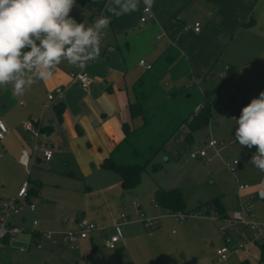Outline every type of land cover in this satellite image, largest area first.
Returning <instances> with one entry per match:
<instances>
[{"label":"crops","instance_id":"obj_1","mask_svg":"<svg viewBox=\"0 0 264 264\" xmlns=\"http://www.w3.org/2000/svg\"><path fill=\"white\" fill-rule=\"evenodd\" d=\"M257 2L264 0H154L153 17L140 22L142 0L138 11L120 17L112 16L107 10L111 6L109 0H76L70 15L77 22L84 20L92 25L100 14L111 17L109 28L103 34L99 56L86 66L90 78L87 90L71 81L68 74L71 65L64 61L54 69L50 79L37 81L25 91V102H16L13 94L0 95V117L6 129L0 139V195L15 194L26 176L28 200L35 204L33 210L25 208L11 218L23 231L6 239L0 249V264H14L9 261V250L13 245L18 246L19 252L31 247L42 250L54 249L57 244L63 246L65 242L59 235L51 242L41 233L61 227L76 229L82 217L96 224L97 230L76 241L81 247L78 257L100 255L98 245L106 252L104 264H143L144 256H151L147 241L155 240L160 232L156 229L159 226L157 219L166 213L154 204L153 193L163 186L146 189L152 195L147 208V204L142 206L143 196L141 188H136L138 184L132 189L123 188L118 172L102 165L124 138V127H136L141 122L139 116L131 117L129 113V103L135 98L134 84L164 53L174 55L177 52L179 59L188 65L189 75L185 74L188 80L195 83L204 80L212 62L221 56H229L234 36L251 31L255 23L252 10ZM246 19L252 23L242 26ZM191 21L200 22L198 31L193 29ZM139 60L151 67L145 68ZM228 60L233 62V57ZM231 62L227 61L224 69L219 71L220 78H233L235 67ZM55 86L64 88V99L50 103L47 92ZM25 120L40 124L41 141L53 149L49 161L42 158L41 151H35L29 173L18 162L21 149L30 150L32 143L31 133L22 125ZM206 154L208 160L197 159L208 162L219 155L214 149L206 150ZM33 167H40L42 172L30 178ZM132 207L153 216L156 223L147 227L143 222L146 219L141 223L126 219L115 248L107 249L102 237L114 233V222L124 212L125 218L128 217L126 210ZM35 217L39 218L38 222ZM38 242L42 248L36 246ZM261 243L264 244V239ZM67 244L71 243L64 245Z\"/></svg>","mask_w":264,"mask_h":264},{"label":"rangeland","instance_id":"obj_2","mask_svg":"<svg viewBox=\"0 0 264 264\" xmlns=\"http://www.w3.org/2000/svg\"><path fill=\"white\" fill-rule=\"evenodd\" d=\"M252 16L255 23L250 28L251 31H243L234 36L227 54L229 56H221L217 61L212 62L204 80L196 83L193 80L189 81L188 76L183 74L184 67L181 63L169 71L171 74L166 72L159 80L165 90L183 85L190 86L188 89L192 96L187 103L189 106L186 107L191 110L199 101L203 91L211 90L223 79L218 73L224 69L227 61L231 62L228 59L233 57L231 62L235 67L233 78L223 83L217 98L212 102L208 123L195 129L190 139L186 138L187 126L181 125L166 141L164 147L152 156L141 173L136 188H141L142 203L144 202L142 206L147 204L149 208L152 195L146 191L154 185L167 188L180 187L185 211L201 206L198 210L200 213H188L182 220H177L167 213L162 217L163 219H157L156 224L159 226L156 229L160 232L154 241L151 239L147 241L151 246V256L146 254L143 264H214L216 260L214 250L224 246L227 248V257L218 264H264V252L260 258L261 239L253 241L256 232L236 224L227 229L228 241L225 244L220 226L226 223L223 218L216 222L212 215L215 217L219 215L213 214L216 212L213 207L209 206L206 209L204 205L211 199L217 198L227 211V216H230L233 212L240 211V202L251 203L255 220L264 224V197L261 196L264 192V171L250 163L256 151L255 147L250 149L242 147L235 141L234 118H238L241 109L264 91V2L256 3ZM157 66L144 72V80L161 74L164 69ZM4 94L7 96L13 94L10 84L0 88V95ZM15 98L16 102L19 100L25 102L23 96ZM209 139L223 143L219 155L212 157L208 162L189 156L190 152L200 147L213 151V148L205 146ZM232 159H237V163L230 169L225 163ZM158 164L159 167L153 169V165ZM30 169V178L42 172L40 167ZM239 184H247L248 187L238 190L236 186ZM131 210L134 212H130ZM122 214L125 215V212ZM126 214L128 217L126 216L125 220L136 219L135 221L140 223L143 219L153 218L147 216V213L138 211L136 207L130 208L129 211L127 209ZM35 219L38 222L39 218L35 217ZM34 227L37 228V225ZM124 227L123 224V230ZM64 229L69 228L61 227L58 230L48 231ZM147 230L149 231V228ZM107 234H110V231H107ZM244 240L247 243L242 248L235 247ZM64 244L62 243L61 247L57 244L54 249L41 250L31 247L24 252H19L18 246L13 245L9 250V261L14 264H104L103 257L106 252L101 245H98L100 255L83 259L78 257L81 248L79 243Z\"/></svg>","mask_w":264,"mask_h":264},{"label":"clouds","instance_id":"obj_3","mask_svg":"<svg viewBox=\"0 0 264 264\" xmlns=\"http://www.w3.org/2000/svg\"><path fill=\"white\" fill-rule=\"evenodd\" d=\"M109 3L107 10L115 17L140 6V0ZM143 3L151 9L154 0ZM75 5L76 0H0V88L10 84L13 95L22 97L37 81L50 79L62 62L83 66L99 56L111 17L101 16L86 26L70 15ZM234 119L235 141L255 147L250 163L264 171V91Z\"/></svg>","mask_w":264,"mask_h":264},{"label":"trees","instance_id":"obj_4","mask_svg":"<svg viewBox=\"0 0 264 264\" xmlns=\"http://www.w3.org/2000/svg\"><path fill=\"white\" fill-rule=\"evenodd\" d=\"M252 20L242 23V26H249ZM179 53L164 55L156 62L152 69L162 67L164 70L154 78L144 80V74L135 82L134 101L129 103V113L131 117L139 116L141 122L136 127H124V138L116 145L111 154L105 158L102 165L113 169L120 175L121 186L125 189L134 188L140 181V176L145 166L150 162L153 155L164 147L166 141L183 124L188 128L187 139L191 138L192 132L207 124L212 102L217 98V94L223 83L230 76H225L214 88L204 93L199 101L193 105L192 109L186 106L192 94L188 88L181 86L165 90L160 84V79L166 72L171 71L178 64L184 67L183 74L188 73L187 63L181 61ZM174 64V65H173ZM151 69V70H152ZM226 72L228 73L229 70ZM171 74V72H169ZM187 93V95H185ZM61 107L58 108V111ZM163 138V139H162ZM159 167L153 165V169ZM154 204L160 206L165 212L181 211L183 213H193L200 209L197 206L189 211H185V204L180 187H157L153 193ZM206 209L213 207L220 217H225L223 207L217 198L204 203ZM261 255L264 252V244H260Z\"/></svg>","mask_w":264,"mask_h":264},{"label":"built area","instance_id":"obj_5","mask_svg":"<svg viewBox=\"0 0 264 264\" xmlns=\"http://www.w3.org/2000/svg\"><path fill=\"white\" fill-rule=\"evenodd\" d=\"M143 1V0H142ZM103 16L102 14L98 15L97 18ZM153 13L151 9H146V6L143 3L142 8V15L140 16L139 20L140 22H145L148 18H152ZM96 18V19H97ZM78 23H84L86 26L89 24L82 20ZM192 27L195 31H198L200 29V22L199 21H193ZM91 62V61H90ZM83 66H73L71 65V68L69 70V77L72 82L77 83L79 86H81L84 90H87L88 85L90 83V78L88 76V73L86 71V66L90 63ZM139 63L143 65L145 68H150L151 65L149 63H146L144 60H139ZM223 73H220V76L223 77ZM64 99V88L62 86H55L51 90L47 92V100L48 102H54V101H62ZM23 128L31 133L32 136V143L30 144V150L28 148H22L19 155H18V162L24 166L26 169V172L29 173V167L31 164V158L35 151L39 150L41 151L42 158L45 161H49L52 158L53 155V149L47 146L44 142L41 141V126L37 122H33L31 120H25L22 123ZM6 132V129L4 127V123L2 118L0 117V139L4 137V134ZM205 146L211 147L214 149L216 154H219V151L223 147V143H219L216 139H209ZM189 156L191 158H204L208 160L205 147H200L199 149L192 151L189 153ZM237 163V159H232L231 161H227L225 164L228 168L232 169L233 166ZM247 184H239L237 186L238 190H242L247 188ZM29 183L28 180L25 179L21 185L19 186L18 190L13 195H0V249L4 246L6 239L13 238L16 236V234L23 231V228L14 224L11 221V218L13 216L21 214L25 208H28L30 210H33L35 207V204L28 200L29 197ZM253 205L251 203H242L240 202V211L233 212L230 216L225 217H215L213 216V219L218 222L220 218H223L224 222L226 223L223 226H220V231L222 235L224 236L225 244L227 243L228 239L226 238V232L227 229L234 227L236 224L248 228L252 230L255 233V237L253 238V241H257L259 239H264V224H260L255 220L254 213L252 211ZM171 217L182 220L184 219L188 214L183 213L181 211H168L166 212ZM200 212L196 211L192 214H198ZM214 212L213 214H215ZM125 222V216L124 214H121L117 220L114 222V228L115 232L108 235L103 236V245L109 250H112L115 248L116 243L119 241V231L121 230L123 224ZM145 226L151 227L156 223L155 219H146L143 221ZM33 223L35 224L36 221L34 220ZM77 228L76 229H64L57 232L53 231H45L41 233V236L45 238L46 240H49L51 242H55V235H59L63 242L65 243H74L80 238H85L89 233L94 232L97 230L96 224L89 221L87 218L82 217L79 218L77 222ZM250 241V240H249ZM247 241H240L237 246L238 248H242ZM37 247H42L41 243L36 244ZM215 258L214 264H218L219 262L223 261L227 257V248L224 246L223 248H216L214 250Z\"/></svg>","mask_w":264,"mask_h":264},{"label":"water","instance_id":"obj_6","mask_svg":"<svg viewBox=\"0 0 264 264\" xmlns=\"http://www.w3.org/2000/svg\"><path fill=\"white\" fill-rule=\"evenodd\" d=\"M191 23H192V21H191Z\"/></svg>","mask_w":264,"mask_h":264}]
</instances>
